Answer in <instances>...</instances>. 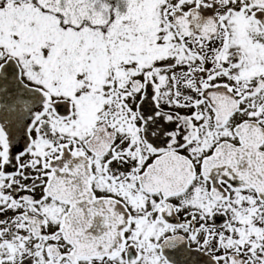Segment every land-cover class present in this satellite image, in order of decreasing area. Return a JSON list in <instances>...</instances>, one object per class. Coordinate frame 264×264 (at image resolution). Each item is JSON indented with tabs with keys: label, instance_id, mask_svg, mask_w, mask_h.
I'll use <instances>...</instances> for the list:
<instances>
[{
	"label": "snow or ice",
	"instance_id": "obj_1",
	"mask_svg": "<svg viewBox=\"0 0 264 264\" xmlns=\"http://www.w3.org/2000/svg\"><path fill=\"white\" fill-rule=\"evenodd\" d=\"M0 264H264V0H0Z\"/></svg>",
	"mask_w": 264,
	"mask_h": 264
}]
</instances>
